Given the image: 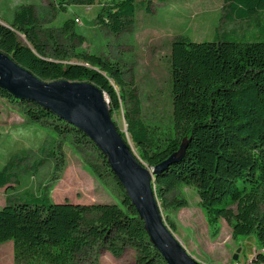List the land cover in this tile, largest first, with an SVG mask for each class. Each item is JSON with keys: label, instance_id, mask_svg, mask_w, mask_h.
Segmentation results:
<instances>
[{"label": "trees", "instance_id": "16d2710c", "mask_svg": "<svg viewBox=\"0 0 264 264\" xmlns=\"http://www.w3.org/2000/svg\"><path fill=\"white\" fill-rule=\"evenodd\" d=\"M98 1L75 3L94 6ZM148 3L103 4L98 24L118 35L133 26L138 11ZM224 12L226 21L250 23L264 13V0H224ZM5 23L0 22V51L41 80L89 81L101 88L109 98L112 117L123 111L139 156L150 169L178 152L185 138L190 140L185 156L155 177L161 207L167 206L172 192L193 188L213 238L219 236L225 221L234 238L253 236L264 248V39L260 33L246 42L226 33L216 34L213 41L175 39L170 55L173 127L170 135L155 138L142 118L141 101L118 63L98 54H80V64L65 62L58 42L50 52L41 42L34 5H21L13 21ZM63 29L69 34L71 23L66 22ZM2 101L17 106L31 124L54 130L62 142L48 160L57 158L59 168L65 161L61 144L66 138L76 148L91 147L98 155V162L91 164L93 173L112 183L120 202L56 203L42 192L0 207V244L14 242V264H99L103 253L120 259L129 248L137 252V264H168L152 245L144 222L106 158L83 132L0 88V111ZM22 165V160L12 159L0 168V189L23 172L38 171L43 162L29 169ZM254 260L264 261L261 251Z\"/></svg>", "mask_w": 264, "mask_h": 264}, {"label": "rangeland", "instance_id": "374dc122", "mask_svg": "<svg viewBox=\"0 0 264 264\" xmlns=\"http://www.w3.org/2000/svg\"><path fill=\"white\" fill-rule=\"evenodd\" d=\"M113 1L120 0H99L94 6H81L75 0H0V18L11 23L21 5H34L41 42L48 45L50 52L58 42L65 62L80 64V54H98L118 63L141 101L142 118L155 138L170 135L173 127L170 55L175 39L213 41L216 34L223 33L244 42L257 39L259 33L264 39V13L250 23L229 22L224 20V0H135L149 3L138 11L131 28L115 35L98 24L101 6ZM3 20L0 22L6 24ZM66 22L71 23L69 34L77 33L79 38L66 34L63 29ZM19 39L27 43L24 36L19 35ZM49 58H52L50 54ZM106 98L109 100L107 95ZM113 120L140 158L123 111L117 112ZM61 142L52 128L31 124L17 106L2 101L0 168L12 159L22 160V168L29 169L41 161L43 166L33 173H21L18 180L0 189V207L42 192L48 193L56 203H120L112 183L103 182L93 173L91 164L98 162V155L91 147L76 148L66 138L61 144L63 167L57 166V158L48 160L54 157L50 155L52 151L58 153ZM159 206L165 223L202 264H246L258 250H264L253 236L234 238L231 226L225 221L221 222L219 236L213 238L193 188L172 192L167 206L161 207V203ZM137 256L132 248L120 259L105 252L100 255L99 264L103 260L104 264H137ZM0 264H14L13 241L0 244Z\"/></svg>", "mask_w": 264, "mask_h": 264}, {"label": "water", "instance_id": "95a60500", "mask_svg": "<svg viewBox=\"0 0 264 264\" xmlns=\"http://www.w3.org/2000/svg\"><path fill=\"white\" fill-rule=\"evenodd\" d=\"M0 88L17 100L33 102L50 111L90 139L125 189L152 245L168 264H202L165 223L154 190L155 177L185 156L190 140L185 138L178 152L152 170L123 138L106 94L92 82L41 80L0 51Z\"/></svg>", "mask_w": 264, "mask_h": 264}, {"label": "built area", "instance_id": "2783aa9c", "mask_svg": "<svg viewBox=\"0 0 264 264\" xmlns=\"http://www.w3.org/2000/svg\"><path fill=\"white\" fill-rule=\"evenodd\" d=\"M77 22H79V20H77ZM264 249V248H263ZM261 254L264 256V250L261 251ZM246 264H264V261H259V260H251Z\"/></svg>", "mask_w": 264, "mask_h": 264}, {"label": "crops", "instance_id": "0c3cea01", "mask_svg": "<svg viewBox=\"0 0 264 264\" xmlns=\"http://www.w3.org/2000/svg\"><path fill=\"white\" fill-rule=\"evenodd\" d=\"M262 249V248H261ZM262 251V250H261ZM105 257H107V255H105ZM109 257H111V256H109ZM113 257V256H112ZM113 259V258H112ZM246 263H248V261L246 262ZM102 264H104V260L102 261Z\"/></svg>", "mask_w": 264, "mask_h": 264}]
</instances>
